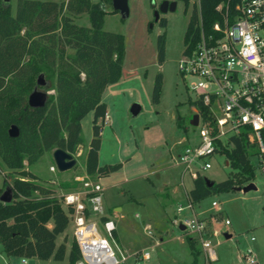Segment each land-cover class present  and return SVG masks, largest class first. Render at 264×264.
I'll list each match as a JSON object with an SVG mask.
<instances>
[{"label": "rangeland", "instance_id": "obj_1", "mask_svg": "<svg viewBox=\"0 0 264 264\" xmlns=\"http://www.w3.org/2000/svg\"><path fill=\"white\" fill-rule=\"evenodd\" d=\"M10 1L14 9L15 0ZM193 1L198 2L190 0L186 10L183 1L177 0L173 10L160 11L161 0H127L126 17L112 11V4L105 5L102 27L122 33L124 53L121 76L109 86L111 92L106 91L109 119L102 126L98 160L100 164L121 162V166L109 175L91 178L102 185L105 212L116 223L111 244L123 251L148 247L150 259L144 264H190L193 254L189 237L199 250L197 264H264V165H254V178L250 181L255 188L212 192L197 202L187 197L192 185L189 172L183 175L181 183L182 167L176 162L177 154L184 145L197 140L199 128L191 123L197 110L193 103L196 95L187 87L178 68ZM155 10L159 13L157 19ZM161 17L165 18L164 23L160 22ZM74 19L90 25L86 12L75 14ZM161 34L164 51L163 60L159 61L157 45ZM157 73H161L159 98L153 101ZM52 82V74L47 73L46 84L38 89L48 95L53 92ZM134 104L138 106L136 112L132 111ZM81 126L84 144L73 153L76 163L71 168L58 170L52 150L45 151L32 165L25 161V167L36 174L37 181L51 187L55 196L80 185L74 176L85 170L86 146L92 136L91 111L81 119ZM225 160L224 153L213 155L212 166L202 173L211 181L232 176L235 169ZM50 165L55 170L49 169ZM12 175L0 159V182L3 178L10 181ZM213 200L217 205H212ZM189 201L191 207L187 208ZM178 205L185 208L179 211ZM115 207L119 208L116 212ZM193 216L205 223L201 235L179 228L183 219ZM145 224H150L151 234L144 229ZM63 235L70 245L73 239L70 222L66 233L56 237L57 243L63 240ZM202 239L210 241L214 258L207 257ZM248 249L255 262L246 260ZM67 262V253L63 259L8 255L0 243V264Z\"/></svg>", "mask_w": 264, "mask_h": 264}, {"label": "trees", "instance_id": "obj_2", "mask_svg": "<svg viewBox=\"0 0 264 264\" xmlns=\"http://www.w3.org/2000/svg\"><path fill=\"white\" fill-rule=\"evenodd\" d=\"M182 1L186 10L190 0ZM237 1H193L183 36L184 50L193 46L201 29L212 31L213 22L220 19L215 8L219 2L233 9ZM107 3L112 4L111 0H15L13 9L11 1L0 0V159L13 174L10 181L3 178L0 182V193L6 185L13 191L10 201L0 200V243L8 255L64 258L66 236L58 244L56 237L67 227L68 214L60 197L37 181L25 161L32 165L45 151L55 148L75 153L84 144L81 119L89 111L92 136L84 157L85 171L101 177L121 166V162H98L100 131L107 111L103 92L119 80L124 53L122 33L102 27ZM82 12L88 14L89 26L75 21L74 15ZM160 22L164 23L165 18L161 17ZM157 46L162 61V34ZM40 72L46 80L47 73L52 74L53 92L42 106L32 107L27 97ZM160 83L161 73H157L153 101L159 98ZM198 108L206 117V107L199 103ZM12 124L18 127L16 136L8 133ZM232 140V148L221 147L220 151L235 169L234 174L208 185L207 177L198 172L187 193L191 202L212 192L243 186L254 178L246 136H232ZM188 242L193 254L190 264H197L199 250L191 237ZM79 258L80 250L73 238L67 264Z\"/></svg>", "mask_w": 264, "mask_h": 264}, {"label": "built area", "instance_id": "obj_3", "mask_svg": "<svg viewBox=\"0 0 264 264\" xmlns=\"http://www.w3.org/2000/svg\"><path fill=\"white\" fill-rule=\"evenodd\" d=\"M215 8L220 19L213 22L212 31L201 29L197 41L189 50L183 49L178 61L180 74L196 95L198 122L194 126L199 128L197 140L184 145L177 162L193 178L212 166L210 158L222 153L221 147L234 146L232 136L241 134L247 139L250 162L264 165V0H238L233 9L219 2ZM199 103L206 107V117L199 112ZM225 162H229L227 158ZM49 169L55 170V166ZM74 179L80 184L77 189L59 195L80 250L74 264L148 261V247L123 251L111 244L116 224L112 218H102V185L86 171ZM212 205L217 202L213 200ZM185 206L191 207V202ZM185 206L178 205L177 209L181 211ZM183 221L190 232L201 235L204 231V221L196 216ZM144 229L151 234L150 224ZM202 247L208 258L215 257L209 240L202 239ZM245 257L255 262L250 249Z\"/></svg>", "mask_w": 264, "mask_h": 264}, {"label": "water", "instance_id": "obj_4", "mask_svg": "<svg viewBox=\"0 0 264 264\" xmlns=\"http://www.w3.org/2000/svg\"><path fill=\"white\" fill-rule=\"evenodd\" d=\"M4 1H10V0H4ZM113 9H116L120 12L122 17H126L128 15V3L127 0H111ZM176 6V0H161L158 6V10L160 11H167L173 10ZM158 10H155V18L158 17ZM46 79L44 77V73L40 72L36 79V85L32 89V91L28 94L27 102L32 107H38L42 106L47 98L46 92L38 89L39 85H45ZM132 111L136 112L138 111V106L133 105ZM198 122V114L194 113L193 117L191 119V123L193 125H196ZM18 127L15 124H12L9 129L8 133L11 136H16L18 134ZM53 160L56 164V167L60 171L67 170L71 168L76 163V158L72 153L69 151L62 149V148H55L52 151ZM208 185L212 184V181L207 178ZM250 188H255V184L253 182H248L247 184L241 186H235V189H242V190H248ZM13 197V191L9 185H6L4 189L0 193V200L3 202H8ZM185 225L183 223L179 224V228H184ZM225 236L228 237L229 234L225 233Z\"/></svg>", "mask_w": 264, "mask_h": 264}, {"label": "crops", "instance_id": "obj_5", "mask_svg": "<svg viewBox=\"0 0 264 264\" xmlns=\"http://www.w3.org/2000/svg\"><path fill=\"white\" fill-rule=\"evenodd\" d=\"M113 85V83H111V84H109L106 88H105V90H104V92H103V97H102V99L105 101L106 99V91H108V92H111V90L109 89V86H112ZM106 102V101H105ZM107 103V102H106ZM92 112V111H91ZM107 112V114H108V110L106 111ZM108 119H109V114H108ZM108 119L106 120V121H108ZM103 126V125H102ZM102 133V127H101V131H100V134ZM101 144H102V140H101ZM100 147H101V145H100ZM86 148H87V146H86ZM100 150V149H99ZM98 156H99V152H98ZM98 162H99V160H98ZM177 162V161H176ZM84 164V163H83ZM100 164V163H99ZM177 164H180V163H178L177 162ZM181 165V164H180ZM182 167V166H181ZM85 171V170H84ZM186 172H183L182 171V169H181V183L183 184V175L185 174ZM76 175H79V174H76ZM81 175V174H80ZM191 176V175H190ZM75 177V176H74ZM192 177V176H191ZM192 180H193V177H192ZM67 192V191H66ZM63 193H65V192H63ZM62 194V193H61ZM105 208V207H104ZM118 209L119 208H114L113 209V211H118ZM104 215L106 216V217H109V218H112L111 216H109V215H107V213L105 212L104 213ZM69 223V222H68ZM70 223H71V221H70ZM72 224V223H71ZM116 224V223H115ZM48 225L50 226L51 225V221L48 223ZM68 226V225H67ZM67 228V227H66ZM66 228H65V230L63 231V232H61V233H63V234H65L66 233ZM61 233H59L57 236H59ZM64 236V235H63ZM61 242V241H60ZM60 242H58V243H60ZM57 243V242H56ZM57 243V244H58ZM65 244H66V253L68 254V250H69V247H70V245H69V243H68V241H66L65 242ZM66 255V254H65ZM51 258V257H50ZM49 259V258H48ZM23 262H25V260L23 261Z\"/></svg>", "mask_w": 264, "mask_h": 264}]
</instances>
